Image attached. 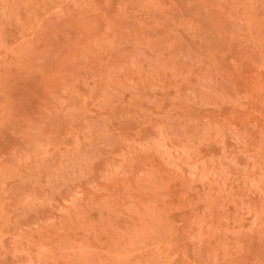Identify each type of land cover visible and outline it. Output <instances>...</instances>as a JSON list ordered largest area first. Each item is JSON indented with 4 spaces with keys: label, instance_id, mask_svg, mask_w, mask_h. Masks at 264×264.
<instances>
[{
    "label": "rangeland",
    "instance_id": "obj_1",
    "mask_svg": "<svg viewBox=\"0 0 264 264\" xmlns=\"http://www.w3.org/2000/svg\"><path fill=\"white\" fill-rule=\"evenodd\" d=\"M0 264H264V0H0Z\"/></svg>",
    "mask_w": 264,
    "mask_h": 264
}]
</instances>
